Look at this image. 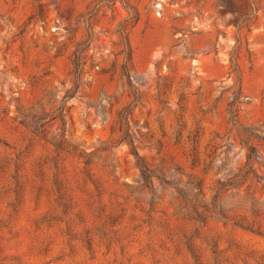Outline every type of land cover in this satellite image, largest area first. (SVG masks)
I'll return each instance as SVG.
<instances>
[{
  "label": "rangeland",
  "instance_id": "1",
  "mask_svg": "<svg viewBox=\"0 0 264 264\" xmlns=\"http://www.w3.org/2000/svg\"><path fill=\"white\" fill-rule=\"evenodd\" d=\"M0 264H264V0H0Z\"/></svg>",
  "mask_w": 264,
  "mask_h": 264
}]
</instances>
